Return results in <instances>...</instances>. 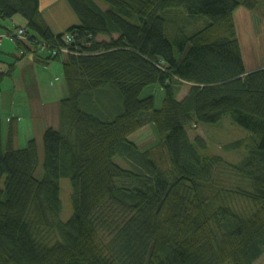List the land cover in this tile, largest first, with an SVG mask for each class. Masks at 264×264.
Segmentation results:
<instances>
[{
	"label": "trees",
	"instance_id": "16d2710c",
	"mask_svg": "<svg viewBox=\"0 0 264 264\" xmlns=\"http://www.w3.org/2000/svg\"><path fill=\"white\" fill-rule=\"evenodd\" d=\"M66 2L78 24L56 35L40 0H0L1 19L26 21V39H14L22 55H65L68 90L42 151L36 139L16 148L13 123L4 143L0 123V264H256L264 255V67L246 69L234 14L241 5L255 11L258 0ZM201 18L206 25L194 28ZM152 84L165 90L161 108L141 97ZM100 91L111 103H96ZM225 117L249 131L225 146L245 153L235 162L188 129ZM150 124L168 168L130 140ZM62 178L72 187L67 221Z\"/></svg>",
	"mask_w": 264,
	"mask_h": 264
},
{
	"label": "crops",
	"instance_id": "0c3cea01",
	"mask_svg": "<svg viewBox=\"0 0 264 264\" xmlns=\"http://www.w3.org/2000/svg\"><path fill=\"white\" fill-rule=\"evenodd\" d=\"M40 1L42 17L54 34L64 33L78 24L66 0ZM17 26H26L25 19L20 15L6 20L0 18L2 138L5 143L10 124L13 123L17 130L16 148H23L31 139H36L42 151L44 132L49 127L58 128L59 104L67 96V86L63 90L50 84L55 75H62L65 55L60 57L63 60L59 66L56 63L59 60L43 62L33 52L20 54L16 41L9 37Z\"/></svg>",
	"mask_w": 264,
	"mask_h": 264
},
{
	"label": "rangeland",
	"instance_id": "374dc122",
	"mask_svg": "<svg viewBox=\"0 0 264 264\" xmlns=\"http://www.w3.org/2000/svg\"><path fill=\"white\" fill-rule=\"evenodd\" d=\"M259 6L255 11H251L241 5L235 11L234 17L238 28L239 40L242 46L245 67L247 70H253L260 67H264V0H258ZM100 5L105 9L107 5L100 2ZM178 18L179 15L177 14ZM182 16V15H181ZM174 18V17H172ZM176 19V18H175ZM174 19V20H175ZM181 22L182 20L179 19ZM179 20H176L177 22ZM208 20L201 18L198 22L194 23V28H201L206 25ZM18 27V26H17ZM192 27V26H191ZM190 29V27H189ZM15 30V29H14ZM99 39H106L100 37ZM62 60L56 61L59 66ZM63 66V65H62ZM55 75L52 83L53 87L56 85L60 88L66 87V81L64 78V71L62 75ZM67 88V87H66ZM65 88V90H66ZM189 90V86L184 84L182 90L178 94L179 99H183ZM68 91V90H67ZM66 92V91H65ZM103 91L95 93L96 103L109 104L112 101V94L110 91ZM68 94V92H67ZM153 96L155 98L156 108H161L165 98V90L160 84H152L147 86L142 94V98ZM5 118V116H3ZM6 121V118H5ZM189 133L193 138L195 136H203L209 146L211 153L217 154L230 161H238L245 154L241 150H229L225 146L238 139L244 138L249 135V131L241 128L231 121L229 117H225L219 124H192L189 125ZM130 140L136 142L138 146L143 150L153 149L155 154L159 156L160 163L164 168L169 167V161L166 152L164 151L161 143L160 135L154 124H150L147 127L133 133L130 136ZM26 145V144H25ZM244 153V154H243ZM39 177L42 176V171H39ZM61 187V200H62V214L61 219L67 221L72 213L73 208L71 204V182L68 178H62L60 182ZM256 264H264V255L256 262Z\"/></svg>",
	"mask_w": 264,
	"mask_h": 264
},
{
	"label": "built area",
	"instance_id": "2783aa9c",
	"mask_svg": "<svg viewBox=\"0 0 264 264\" xmlns=\"http://www.w3.org/2000/svg\"><path fill=\"white\" fill-rule=\"evenodd\" d=\"M26 34H27V28L26 26H18L16 27L15 31L11 33V35H9V37L14 40L15 38H18L20 40H25L26 39ZM72 40V36L71 35H67L66 36V41L70 42ZM41 51H44L47 49V46L44 44H41ZM62 53L67 54L69 51L67 48H61L60 50ZM58 52V50H54L52 51L53 55H56ZM23 52H20V54H22Z\"/></svg>",
	"mask_w": 264,
	"mask_h": 264
}]
</instances>
